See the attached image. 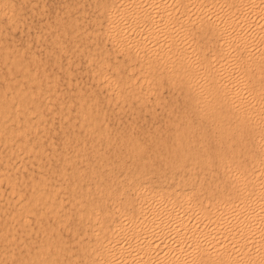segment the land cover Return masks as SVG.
<instances>
[{"label":"bare ground","instance_id":"obj_1","mask_svg":"<svg viewBox=\"0 0 264 264\" xmlns=\"http://www.w3.org/2000/svg\"><path fill=\"white\" fill-rule=\"evenodd\" d=\"M16 1L0 0V260L264 264V0H72L39 25L114 109L162 116L120 129L1 36L32 11Z\"/></svg>","mask_w":264,"mask_h":264},{"label":"rangeland","instance_id":"obj_2","mask_svg":"<svg viewBox=\"0 0 264 264\" xmlns=\"http://www.w3.org/2000/svg\"><path fill=\"white\" fill-rule=\"evenodd\" d=\"M13 1L18 4V2L16 0H13ZM26 1H28V0H25V2ZM31 1L34 3V4L32 3V7H33L32 11H29V10L27 11L28 7L26 6V4L22 5V10L20 11V13H22L23 18H22L21 14H19V16L17 18V20L22 19V22L18 20L19 26L18 25L16 26V24H15V26L14 25L10 26L11 28L9 27L8 24L3 23V25H5V26H3V25L2 26H3V28L5 27V29L7 28L6 32L8 34H6V32H2L3 35L1 34V36L2 37L5 36L4 38L6 39V42L16 46V48H20L21 46H23V47L28 46V50L32 51L35 55L38 56V57L36 56L37 60L39 61L40 64H42L44 69L47 70V72L53 73V75L55 76V78H56L55 89L59 90V94L61 96H63V97L69 96L71 93L70 90H72L76 87H77V89H80L81 93H88L89 89L92 90L96 94V99L98 101L97 102L98 107L105 109L104 121H106L109 128L111 127V129L112 128L113 129L114 128L120 129L123 126L127 125V122H131V121L133 122L134 118H135L134 121L135 122L137 121L136 123L138 125L141 124V122H142V124H145L146 122H150L151 120H153V122H157V123L161 122L162 116H161L158 109H156V115H155V117L153 115V119H152L151 114H149L150 113L149 111L151 109H149V108H147L149 110L142 109V110L138 111L137 113H131V111L128 108H124L123 110L117 111L116 109H114L111 106V104H112L111 101H107L108 102L107 103L106 100H104V98H106L104 89L102 87H101L102 88L101 89L100 87L98 88V87L94 86V82H93V80L92 81L90 80L89 73L87 72V66L83 62V59L79 56L77 59V57L75 56L76 53H72L71 49H68L69 44H70V39H69L68 35L63 37L59 31H56V33L59 35V36H57L59 40H60V38H61V40L65 39L64 40L65 46L62 45L63 47L61 46L59 48V50L56 47L57 44H54V43L50 44L51 41L49 40V37H50L49 34H51V38L54 35V28L50 29L51 30V31H49L50 33H48V35H46V40L43 41V39L41 37H38L39 41H36L37 38H35L32 33L34 31L38 30L39 25L42 26L43 23H45V21L50 22L53 19V17L56 15L58 16V18L59 17L65 18L67 14L65 13L64 5H65V3H68L72 0H40V1L39 0H31ZM44 4H45V6H44ZM84 7H86V6H84ZM76 8L77 7L70 8L69 13L70 12L74 13V11H76ZM63 15H65V16H63ZM24 19H26V20H24ZM13 27H15V29ZM48 40H49V42H48ZM2 41H4V40H2ZM94 44L95 43H92L93 46H94ZM19 45H20V47H19ZM92 45H91V47H87V49L93 48ZM64 48H66V50ZM56 52H57V54H56ZM55 55H56V57H54ZM54 59H55V61L56 60L57 61L55 62ZM67 62H69V63H67ZM65 68H68L69 72H70L69 76L71 78V82L69 84H66L65 80H64L65 79V75H64V69ZM167 89H169V88H167L166 86H163L161 91H160L161 95L162 96L164 95L165 100H167L168 103L172 102L170 100L173 98L172 99L173 102L171 103L173 105V109L179 108L180 104H181V96L176 95L177 93L175 91H173L171 89H169V90H167ZM167 95H169L170 97ZM53 106L54 105H52L51 108L55 107V106L54 107ZM106 107H107V110H106ZM44 116H46V119H47V118L52 117L53 114L51 116V114L49 113V111L47 109L44 113ZM53 121H54L53 126L57 127V123H58V122L56 123L57 119L54 118ZM63 128H65V127H63ZM55 131L57 133V128ZM51 135H53V134L51 133ZM56 135L59 136L60 133H57ZM55 140H56V138H55ZM53 164H55V163H53ZM0 261H1L0 263H2V264H6V263L9 264L8 261H4L5 263H3L2 260H0Z\"/></svg>","mask_w":264,"mask_h":264}]
</instances>
